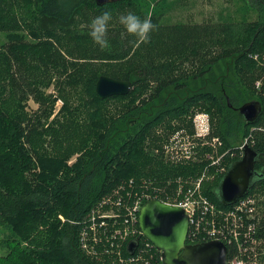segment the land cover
Returning <instances> with one entry per match:
<instances>
[{"label":"trees","instance_id":"trees-1","mask_svg":"<svg viewBox=\"0 0 264 264\" xmlns=\"http://www.w3.org/2000/svg\"><path fill=\"white\" fill-rule=\"evenodd\" d=\"M242 2L237 20L177 25L162 23L156 8L140 10L134 0L103 6L95 0H0V31L7 32L0 46V264H107L81 244L92 210L111 208L106 196L131 177H153L167 190L168 178L199 177L206 161L176 165L150 149L161 147L159 127L168 131L165 139L175 130L169 120L178 114L187 116L182 125L192 132L188 117L199 110L211 114L221 149L237 151L225 159L226 170L241 157L235 144L241 138L259 154L255 170L262 177L248 193L260 194L256 237L264 247V0ZM105 10L115 18L128 11L148 15L154 28L141 41L117 20L108 24L101 47L89 24ZM101 75L130 80L133 87L99 98ZM51 85L63 100L52 119L57 97L47 92ZM31 99L38 104L33 112ZM249 100L262 104L253 122L239 112ZM223 175L205 181L203 190L229 208L215 191ZM227 247L230 259L234 250Z\"/></svg>","mask_w":264,"mask_h":264},{"label":"built area","instance_id":"built-area-1","mask_svg":"<svg viewBox=\"0 0 264 264\" xmlns=\"http://www.w3.org/2000/svg\"><path fill=\"white\" fill-rule=\"evenodd\" d=\"M164 146L166 158L174 163L194 158L196 144L191 147L185 144V149L175 150L170 149L169 144ZM205 176L206 173L199 178L197 187L195 180L168 178L170 190L153 177L126 179L125 185L118 186L106 196L104 203H110L111 208L99 204L92 210L90 221L82 230L83 248L91 257L107 264H164L162 253L146 238L138 221L140 208L145 202L159 199L186 208L190 217L189 243L219 240L234 250L228 264H262L260 256L264 249L260 247L261 240L256 237L259 223L257 198L248 193L229 208L219 207L200 189ZM166 197L173 201L162 199ZM136 239L138 244L131 253L128 245Z\"/></svg>","mask_w":264,"mask_h":264},{"label":"water","instance_id":"water-1","mask_svg":"<svg viewBox=\"0 0 264 264\" xmlns=\"http://www.w3.org/2000/svg\"><path fill=\"white\" fill-rule=\"evenodd\" d=\"M99 6L121 0H95ZM133 84L130 80H121L108 75H101L96 83V94L107 98L116 94H127ZM228 103L231 105L229 98ZM239 112L246 121H255L262 112L259 100H249L239 107ZM258 152L247 141L243 153L233 162L223 175L218 188L221 189L220 201L233 204L240 197L248 194L254 182L262 177L255 170ZM259 177V178H256ZM139 226L143 234L162 253L164 264H228L229 251L225 243L209 240L189 243L190 217L185 207L151 199L140 208ZM138 240L130 241L129 252H134Z\"/></svg>","mask_w":264,"mask_h":264},{"label":"rangeland","instance_id":"rangeland-1","mask_svg":"<svg viewBox=\"0 0 264 264\" xmlns=\"http://www.w3.org/2000/svg\"><path fill=\"white\" fill-rule=\"evenodd\" d=\"M137 2V8L140 10H146L149 13L152 12L154 8L161 14V21L162 23H170V24H185V23H203L207 21H215L218 23H222L227 19H239L244 13L243 11L237 13L238 7L242 6V0H134ZM112 15V14H111ZM252 18L255 16V12H251ZM119 16L116 18L112 15V19L109 22L110 25H113L117 22ZM7 41V32L0 31V46ZM220 47L221 45L218 44ZM264 63V62H263ZM189 65V62H186ZM185 63L182 65L183 69L189 67ZM192 66V64L190 65ZM221 69L225 68V66L220 65ZM197 67H190L189 70H194ZM181 68H177L175 71H179ZM182 69V70H183ZM260 84V80L257 82V85ZM47 92L53 94L54 97H57V101L55 104L54 114L52 118H54L60 111L63 100L57 94L54 85H51L47 88ZM151 90H149L150 95ZM145 94V95H147ZM38 107V104L31 99L28 102L27 109L29 112H33ZM190 115V114H188ZM187 116L185 114H178L174 116L169 122L171 121V125H174V131L168 134V138L165 139V135L167 134V130L164 131L163 126L158 128L159 135L162 137V141L160 142L161 146L163 147L164 144H169V148H173L174 150L177 148H184L185 144H189V147L196 144L195 147V155L193 159L186 160L185 164L189 162H197V161H206V165L204 168L203 173L195 179L197 182L196 187L199 184V178L206 173V176L202 179L200 189L204 192L203 183L205 181H212L215 180L217 177L221 176L226 171L225 159L228 157L233 156L234 149L227 148L222 150L221 148L224 146V141L219 135H213V125H212V116L208 111L199 110L196 111L191 117H188L193 124V131H189L187 127H184L183 122L185 121ZM170 119V118H169ZM197 128H196V126ZM179 126V127H178ZM209 132V134H207ZM248 141V138H241L237 143L239 147L242 146L245 142ZM203 144H217L216 147L207 146ZM241 144V145H240ZM240 149V148H239ZM78 154H75L69 160L71 164L75 157ZM165 160L173 163L174 161L170 158H166ZM215 161V162H214ZM262 168L264 170V157L262 159ZM176 164V163H175ZM210 169L212 171L210 172ZM174 178V177H173ZM170 192V191H169ZM255 195L258 200V214L260 216L262 204L259 203V193H251ZM167 200H171L168 198H163ZM173 201V200H171ZM8 230L3 228V237H8ZM260 247L264 249L262 246V242L260 243Z\"/></svg>","mask_w":264,"mask_h":264},{"label":"clouds","instance_id":"clouds-1","mask_svg":"<svg viewBox=\"0 0 264 264\" xmlns=\"http://www.w3.org/2000/svg\"><path fill=\"white\" fill-rule=\"evenodd\" d=\"M111 19L112 15L110 11L105 10L101 14L96 15L90 20L89 35L91 36L93 41L101 47H104L107 43L106 33L108 24ZM118 19L119 23L124 27V29L128 33L133 34L141 41L147 40L149 38V33L154 28L151 17L148 15L141 17L140 15L134 12L128 11L120 14ZM215 191L218 196H221L220 187L217 188Z\"/></svg>","mask_w":264,"mask_h":264},{"label":"flooded vegetation","instance_id":"flooded-vegetation-1","mask_svg":"<svg viewBox=\"0 0 264 264\" xmlns=\"http://www.w3.org/2000/svg\"><path fill=\"white\" fill-rule=\"evenodd\" d=\"M166 145V144H165ZM244 145V144H243ZM240 148V152H241V155H242V153H243V148H242V146L241 147H239ZM150 149H151V151L154 153V154H157V155H161L162 157H164L165 155L167 156V152H166V146H164V147H154L153 149H152V147H150ZM237 155V151H234L233 152V156H236ZM192 162H194V161H192ZM174 163V162H173ZM186 163V161L184 162V161H181V162H178V163H176V165L177 164H185ZM189 163H191V162H189ZM175 164V163H174ZM227 171V170H226ZM225 171V172H226ZM225 172L223 173V174H225ZM145 177H150V176H145ZM183 178H186V179H188V180H195L196 178L194 177V176H191V175H189V176H187V177H183Z\"/></svg>","mask_w":264,"mask_h":264},{"label":"bare ground","instance_id":"bare-ground-1","mask_svg":"<svg viewBox=\"0 0 264 264\" xmlns=\"http://www.w3.org/2000/svg\"><path fill=\"white\" fill-rule=\"evenodd\" d=\"M138 159V158H137ZM141 159V158H140ZM144 167V166H143Z\"/></svg>","mask_w":264,"mask_h":264}]
</instances>
